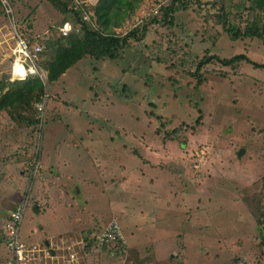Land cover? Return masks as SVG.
Segmentation results:
<instances>
[{"label":"rangeland","instance_id":"1","mask_svg":"<svg viewBox=\"0 0 264 264\" xmlns=\"http://www.w3.org/2000/svg\"><path fill=\"white\" fill-rule=\"evenodd\" d=\"M7 1L15 27L0 9V79L14 81L15 33L34 47L54 39L62 20L73 31L80 25L46 0ZM169 1L140 0L113 32L125 35L149 24L156 7L161 20ZM64 2L72 8L73 0ZM221 2L229 24L241 30L264 13L248 9L249 0ZM91 7L90 22H84L97 29ZM220 15L192 4L175 12L171 23L149 24L146 37L131 42L121 59L87 57L51 84L40 66L48 102L41 156L46 171L38 179L47 191L30 199L22 244L49 243L72 225L78 233L67 244H75L78 264H264V68L253 65H264V44L230 40ZM212 55H244L250 63H214L196 73ZM26 113L28 120L36 118ZM34 130H26L24 141L35 143ZM89 144L97 173L78 176L69 169L64 176L62 157L74 161ZM53 166H60V175H52ZM23 189L15 185L12 197L23 196ZM5 196L0 191V207ZM36 204L40 212L32 208ZM112 220L126 242L125 257L86 247V237Z\"/></svg>","mask_w":264,"mask_h":264},{"label":"trees","instance_id":"2","mask_svg":"<svg viewBox=\"0 0 264 264\" xmlns=\"http://www.w3.org/2000/svg\"><path fill=\"white\" fill-rule=\"evenodd\" d=\"M56 10L63 15L71 14L75 23L80 25V30L71 31L68 36L61 37L59 34L54 39L46 40L41 52L40 66L47 73L48 84L58 81L69 69L73 68L83 59L90 57L96 60H119L124 49L129 47L131 42H141L147 35L149 24L160 25L171 23L170 17L179 11H186L195 4L198 7L206 6L213 9H219L222 15L221 25L223 32L232 41L245 38H256L264 44V13L260 19L253 20L242 30L238 26H231L224 16L221 0H170L169 4L163 8L162 19L158 20L159 8L157 14L153 15L149 24L135 27L125 35H118L113 30L121 27L123 20L134 10L135 5L140 0H99L91 11L96 19L97 29L82 21L81 11H74L68 8L64 0H46ZM251 11L264 12V0H249ZM66 20L61 21V26ZM25 39V38H24ZM30 47H33L30 40L25 39ZM39 44V43H37ZM36 45V44H35ZM34 45V46H35ZM250 63V60L239 55L230 59H221L216 55L203 58L198 66L197 72L209 64H219L224 67H233L239 62ZM257 68H264V65L253 63ZM43 94L42 82L37 77H28L25 80L10 81L8 78L0 79V113L3 112L13 122L23 123L28 128L34 130V138L38 132L37 119L26 118V111L35 113L34 101ZM24 115V116H23ZM18 118V119H17ZM17 119V120H16ZM201 116L195 121L199 124ZM32 139V138H31ZM33 140V139H32ZM33 143V141H31ZM183 145V144H182ZM34 148V143H33ZM86 247L92 244L89 236L86 237ZM126 247V246H125ZM103 247L102 249H106Z\"/></svg>","mask_w":264,"mask_h":264},{"label":"built area","instance_id":"3","mask_svg":"<svg viewBox=\"0 0 264 264\" xmlns=\"http://www.w3.org/2000/svg\"><path fill=\"white\" fill-rule=\"evenodd\" d=\"M95 3L94 0H73L72 9L74 11H81V8L86 9L84 12H81V18L82 21L90 22L89 18L91 17V12L89 8L91 6L93 7ZM0 9L12 28H14V11L10 3L7 0H0ZM157 12L158 7H156L152 13L155 15ZM78 28L80 29V27H77L76 29ZM71 29V25L68 22H65L58 28V34L61 37H66L72 31ZM76 31L78 32L79 30ZM13 39L16 42V48L13 51L15 59L10 73L12 76L11 80L18 81L25 80L28 77H37L42 84H44L46 73L40 67V54L43 51V45L36 44L34 47H30L23 36L17 33L14 34ZM16 62L18 63V66L23 69L25 73L24 76L17 77L12 71ZM47 102V93L40 95L34 102L35 115L38 124V132L34 143L35 148L33 149L24 170L27 179L25 196L13 207L9 216L3 223L1 239L3 246L7 251V257L2 264H33L36 261H40V254L45 258L48 256V252L43 251L39 245L26 246L19 240L20 226L29 205V193L31 192L32 183L34 180L38 179L42 170L41 156L44 146L42 131L43 125L46 122ZM90 240L93 246L101 249L103 247L111 248V253L113 255L117 254V256L125 257L127 254L125 248L126 242L123 238L120 226L115 220L108 222L97 235H91ZM71 250V247H66L64 249L65 252L60 257L61 264H78L75 253L69 252Z\"/></svg>","mask_w":264,"mask_h":264},{"label":"crops","instance_id":"4","mask_svg":"<svg viewBox=\"0 0 264 264\" xmlns=\"http://www.w3.org/2000/svg\"><path fill=\"white\" fill-rule=\"evenodd\" d=\"M81 62V61H80ZM78 65V63L73 67L75 68ZM72 69V68H71ZM70 70V69H69ZM68 70V71H69ZM67 71V72H68ZM67 72L61 77L65 78ZM51 109L53 108L54 110L58 109V104L54 105L51 104ZM59 121V120H58ZM30 130L31 128H28L25 124L23 123H18V122H13L12 120L8 119L6 117V114L1 112L0 113V191L5 192L6 196L3 198L4 204L2 207H0V264H2L7 257V251L5 250L3 243H2V227L4 221L7 219L9 216V213L13 209V207L20 202L23 197L25 196V191H26V186H27V179L24 174L25 166L27 164V160L29 159L31 153H32V139L31 137L29 138L28 142L27 140L24 141L26 138L24 134L26 133V130ZM87 134H90V128H86ZM74 144L72 143V149L78 150V146L75 141H73ZM24 144V145H23ZM70 146V144H69ZM55 147V153H58L57 150L60 148V144H56ZM26 149L25 151H19L18 149ZM22 149V150H23ZM87 152L86 154L78 155L77 158L73 160H70V156L68 155L66 157H62V164L61 167L64 166V169L66 170L64 172V176L70 175L69 169L72 170L74 175H81V176H90V174L97 173V167L95 163L93 162L92 156L93 154H90L89 151H94V146L92 144H89L86 148ZM43 172L45 170V167L43 164ZM55 165V164H54ZM52 175L57 174L60 175V166H57L55 168L54 166L50 168ZM46 171V170H45ZM48 174V173H47ZM37 182V183H36ZM39 181H34L32 183L33 188H31V192L29 193V202L30 199L36 201L38 196L44 191H47L46 189L42 190V184ZM18 184H23L24 189H23V196H20L18 198H14L12 196H15L14 194L16 193L17 190H14L15 185ZM36 184V185H35ZM93 184H95L93 182ZM35 186V187H34ZM39 186V187H36ZM4 187H8V189H4ZM13 189L12 191L9 189ZM10 194H8V193ZM33 196L31 198V193H33ZM21 194V195H22ZM37 207V208H36ZM36 212H40L41 209L38 208V205L36 204L35 206L33 205L32 207ZM78 233L77 228L73 229L72 225L70 227H65L64 230H62L60 233L54 234L51 238H49L51 242H44L39 243L37 241H30L26 242L25 244L31 246V245H36L40 246L43 251L48 252V256L45 258L43 257L42 254H40V261H36L33 264H61L60 262V257L64 254V249L66 246L74 248L73 244H67L68 240L71 238H74V235ZM47 243V246L45 245ZM4 249L6 252H1V249ZM58 249H60L61 252H58ZM42 251V252H43ZM69 252H73L72 250ZM76 253V252H74Z\"/></svg>","mask_w":264,"mask_h":264},{"label":"bare ground","instance_id":"5","mask_svg":"<svg viewBox=\"0 0 264 264\" xmlns=\"http://www.w3.org/2000/svg\"><path fill=\"white\" fill-rule=\"evenodd\" d=\"M16 66L19 67L17 62H16V64H15V66H14V68H13L12 71L15 73V76L19 77V76L22 74V73H20V72H23V69H21L20 72H19V71L17 72V70H16V69H17ZM19 73H20V74H19ZM24 75H25V73L23 72V75H22V76H24Z\"/></svg>","mask_w":264,"mask_h":264},{"label":"water","instance_id":"6","mask_svg":"<svg viewBox=\"0 0 264 264\" xmlns=\"http://www.w3.org/2000/svg\"><path fill=\"white\" fill-rule=\"evenodd\" d=\"M241 153H242V150L238 153V156H240L241 155ZM46 246H47V243L45 244Z\"/></svg>","mask_w":264,"mask_h":264}]
</instances>
